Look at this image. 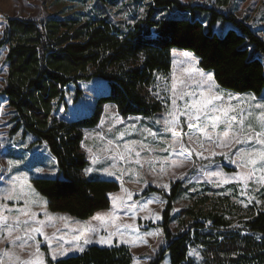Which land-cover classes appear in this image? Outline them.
Listing matches in <instances>:
<instances>
[{"label": "rangeland", "instance_id": "1", "mask_svg": "<svg viewBox=\"0 0 264 264\" xmlns=\"http://www.w3.org/2000/svg\"><path fill=\"white\" fill-rule=\"evenodd\" d=\"M180 1L184 4L215 3V0ZM98 2L111 22L120 25L130 24L135 12L137 17H141L144 11L143 3L133 7L130 0H0V41L7 19L45 20L51 16L72 15L84 17L92 9L95 16ZM228 9L231 14L245 20L264 39V0H230ZM198 19L203 20L204 17L199 15ZM229 27L228 24H218L214 30L223 33ZM6 53L7 47L1 46L0 91L5 86L7 74ZM186 53L189 55L186 56ZM170 58L171 71L167 75H155L154 83L146 90L148 97L162 105L159 113L149 117L122 118L118 115L116 106L106 104L99 123L83 131L81 151L85 155L87 166L81 172V177L86 180H111L119 186L117 192L108 196L109 208L86 220L48 211L46 199L34 190L31 180L61 178L56 162L46 145L35 143V138L24 133L23 129L14 134L9 133L14 126L13 111L8 106L6 97L0 94V264H20L21 261L28 260L36 252L37 242L44 264H47V258L54 261L53 249L67 250L64 255L56 256V259H60L79 254L82 252L81 248L112 247L114 244L128 247L132 264H149L163 246L159 224L166 199L158 193L142 197L141 194L148 187L162 190L168 195L171 187L177 186L169 226L172 233L182 230L179 223L181 212L190 207H203L200 200L204 199L208 200L206 205L210 206L204 209L205 213H221L225 220L230 221L228 228L214 229L209 220H200L204 229L198 232L202 236H208L206 239L212 248H219L220 244L227 243L236 233L239 234L236 240L239 246H243L242 238L247 236L260 241V237L256 235L239 231L241 221L232 211H227L224 215L215 206L223 207L222 203L229 201L234 206L243 208H261L264 201V181L260 177L264 176V172L257 169L248 177L246 174L251 170L250 167L238 166L240 160L235 155L241 149L247 151L260 148L261 145L249 141L220 147L196 130L189 129L187 117L179 114L184 110L188 97H178L184 91L206 90L208 84L197 87V82L205 80L211 73L199 69L198 61L191 52L172 49ZM208 83L214 84L213 90L222 94L224 106L231 105L236 109L229 115L235 116L237 120H244L245 133L251 132L249 125L255 131H262L256 117L264 109L257 108L256 104L264 103V90L259 96L236 94L218 87L213 78ZM174 85L176 95L173 93ZM77 88L81 90L78 98L75 97ZM108 93V84L99 78L78 82L76 85L69 84L64 89L63 103L58 106L53 103L51 116L63 121L87 117L93 111L96 100ZM173 99H176L175 106ZM240 109L244 110L243 113ZM174 115L179 121L175 126V133L169 130L173 127L171 121ZM224 127L220 125L217 132ZM191 133L195 134L190 140ZM201 142L203 147L200 146ZM181 145L189 151H184ZM232 160L237 163H232ZM88 169L92 171L88 172ZM109 172L112 175H108ZM20 209L35 212V219L45 221L47 226L44 231L52 239L48 241L44 236L36 234L35 241L29 240L25 231L35 225L30 216L22 214ZM49 216L52 217L50 221ZM97 216L101 219H95ZM61 217L64 219H60ZM4 218H7L6 223H2ZM25 220L30 221L28 225L23 223ZM186 222L192 220L186 218ZM17 236L21 239L16 240ZM102 238L108 242H101ZM86 239L91 242L85 243ZM206 248L198 244L189 246V263L205 264L203 253ZM160 264H169L168 254Z\"/></svg>", "mask_w": 264, "mask_h": 264}, {"label": "trees", "instance_id": "2", "mask_svg": "<svg viewBox=\"0 0 264 264\" xmlns=\"http://www.w3.org/2000/svg\"><path fill=\"white\" fill-rule=\"evenodd\" d=\"M141 3L142 16L137 17L135 12L128 25L112 23L99 2L95 16L92 9L84 17L6 20L0 47H7V74L0 94L13 111L14 126L9 133L23 129L35 138V143L45 144L56 162L61 178L31 180L34 190L46 199L50 212L86 220L109 208L108 195L119 190L118 184L81 177L87 166L81 151L83 131L99 123L106 104L116 106L122 118L159 113L162 105L148 97L146 90L154 83L155 75L171 71L172 49L191 52L199 69L210 72L222 89L253 96L264 90V39L245 20L228 12L230 0H215L214 4L130 0L133 7ZM199 15L204 19L199 20ZM218 24L230 27L217 33L214 27ZM93 78L105 81L109 93L96 100L89 116L73 121L51 116L53 103H63L64 89L69 84ZM80 95L77 88L75 97ZM176 187H171L168 195L152 187L141 194L158 193L166 199L159 224L163 246L149 264H160L166 254L169 264H191L188 249L194 244L207 247L203 253L205 264H264V201L256 210L234 206L229 201L222 203L223 207L215 206L224 215L232 211L241 221L239 231L256 235L260 241L247 236L239 246L236 233L214 249L208 236L198 232L204 229L200 220H209L214 229H226L230 221L221 213H205L204 209L210 207L206 205L208 200H200L203 207L181 212L180 232L169 230ZM186 218L192 222H186ZM46 260L47 264H132V255L128 247L114 244L89 246L77 255Z\"/></svg>", "mask_w": 264, "mask_h": 264}, {"label": "snow or ice", "instance_id": "3", "mask_svg": "<svg viewBox=\"0 0 264 264\" xmlns=\"http://www.w3.org/2000/svg\"><path fill=\"white\" fill-rule=\"evenodd\" d=\"M186 56L189 54H185ZM203 75V74H201ZM209 81H212L211 74H208L207 78L205 80H202L200 82H197V87H201L203 84H208V87L206 90H201L199 92L192 90V91H184L179 95V99H184L185 97H188V99L185 101L184 110L180 112V115H184L187 117L188 120V128L194 129L197 132H199L205 139L208 141L218 144L220 147H228L230 144H242V143H248L249 141H254L256 144L261 145L260 148H251L250 150H239L236 152V156L239 157L240 164L238 166L243 167H250V171L246 174L248 177H251L253 172H255L257 169L259 171L264 172V111L260 113L258 117H256L257 123L259 127L262 129V131H255L251 125L248 127L251 129L250 133L244 132V120L240 119L237 120L235 116L229 115V113L235 111L231 105L224 106L223 105V96L217 91H214L215 88L214 84L208 83ZM187 87V85H185ZM176 87L173 86V93L176 95ZM232 98V97H230ZM252 99H255L252 97ZM217 101H220L221 103H216ZM173 105H176V99H173L172 101ZM257 108L264 109V103H258L256 104ZM241 113H243V109L239 110ZM179 123L178 118L174 115L173 120L171 121V124L173 127L169 130L173 131L175 133V126ZM220 125H224L225 127L221 129L219 132H217V129ZM195 133L189 134V139H192V135ZM200 146L203 147V143H200ZM181 148L184 151H189L188 149L184 148L183 145H181ZM139 153H137V156ZM123 158V157H121ZM232 163H237L236 160H232ZM139 163V161H137ZM88 172L92 171L91 169L87 170ZM108 175H112V173H107ZM243 179V177H241ZM261 181H264V176L260 177ZM11 199V197H9ZM115 197L114 200V206H115ZM22 214L28 215L31 218V222L34 223V227L28 228L25 231V235L29 240L35 241L36 234H39L41 236L45 237V240L50 241L52 237H49L45 231L44 228L47 226L46 222L43 220L35 219L36 213L30 212L25 209H20ZM47 216V213H45ZM108 215H111V213H108ZM52 217H48V220L50 221ZM60 219H64L61 217ZM95 219H101L100 216L95 217ZM7 218H4L2 223H6ZM29 220H25L23 223L25 225L29 224ZM19 218H17V224H19ZM11 226H9L10 228ZM55 234H53L54 236ZM16 240H20L21 237L17 236L15 237ZM60 239H63V237H60ZM91 241L85 240V243H90ZM101 242L107 243L108 241L103 239ZM26 243V242H25ZM37 242V248L36 252L33 257H30L26 261H21L20 264H44V260L41 257V254L39 252ZM24 245L22 244L21 247ZM67 250H60L57 251L55 249L52 250V259L55 260L57 255H64ZM80 251H83V248L80 249Z\"/></svg>", "mask_w": 264, "mask_h": 264}, {"label": "crops", "instance_id": "4", "mask_svg": "<svg viewBox=\"0 0 264 264\" xmlns=\"http://www.w3.org/2000/svg\"><path fill=\"white\" fill-rule=\"evenodd\" d=\"M109 196V195H108Z\"/></svg>", "mask_w": 264, "mask_h": 264}]
</instances>
